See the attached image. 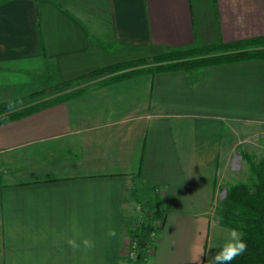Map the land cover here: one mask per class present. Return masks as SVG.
<instances>
[{
    "label": "crops",
    "instance_id": "crops-1",
    "mask_svg": "<svg viewBox=\"0 0 264 264\" xmlns=\"http://www.w3.org/2000/svg\"><path fill=\"white\" fill-rule=\"evenodd\" d=\"M260 37L264 0H0V104L109 66ZM76 88L0 123V264H121L131 236L142 264H191L197 251L206 264L229 230L221 174L232 160L264 159V60ZM145 209L160 214L153 238Z\"/></svg>",
    "mask_w": 264,
    "mask_h": 264
},
{
    "label": "trees",
    "instance_id": "trees-1",
    "mask_svg": "<svg viewBox=\"0 0 264 264\" xmlns=\"http://www.w3.org/2000/svg\"><path fill=\"white\" fill-rule=\"evenodd\" d=\"M252 59L264 60V37L241 43H219L204 48L164 52L154 58L109 66L76 80L60 82L50 89L32 94L22 102L2 103L0 123L76 96L82 92V88H76L78 84L100 77L110 76L119 79L139 72L153 74L179 69L193 72L213 64ZM42 99L45 100L39 101ZM26 103H29L28 107L17 110ZM244 159L248 166L249 182L240 181L225 187L219 217L226 228H236L242 232L247 243V251L237 257L232 264H264V159L256 160L250 156H245ZM155 201L157 202V198ZM159 219L160 214L157 211L151 212L149 216L144 214L142 233L148 229L154 230V225ZM143 238L145 239L144 236ZM142 262L143 256L140 254L134 264Z\"/></svg>",
    "mask_w": 264,
    "mask_h": 264
},
{
    "label": "clouds",
    "instance_id": "clouds-1",
    "mask_svg": "<svg viewBox=\"0 0 264 264\" xmlns=\"http://www.w3.org/2000/svg\"><path fill=\"white\" fill-rule=\"evenodd\" d=\"M108 238H115L117 232L114 228H109L106 233ZM68 245L74 249L80 247L75 240L69 239ZM81 244L85 249H92L95 247V241L92 238L85 237L81 240ZM213 247H218L220 250L214 256L209 258L206 264H232V262L247 251V243L243 239V233L236 228L229 229L227 237L220 245H209V250ZM204 253L197 251L191 260V264H205L201 260Z\"/></svg>",
    "mask_w": 264,
    "mask_h": 264
},
{
    "label": "rangeland",
    "instance_id": "rangeland-1",
    "mask_svg": "<svg viewBox=\"0 0 264 264\" xmlns=\"http://www.w3.org/2000/svg\"><path fill=\"white\" fill-rule=\"evenodd\" d=\"M37 85H41L39 82ZM237 156V154H235ZM256 159V158H255ZM259 160V159H256ZM248 166L244 163L243 160H232V164L227 166V169L224 173H222V188L220 189L219 197L223 198V192L225 191V187L234 184L237 182H249V172ZM216 219L215 215L213 216V220ZM139 230L137 231L138 234Z\"/></svg>",
    "mask_w": 264,
    "mask_h": 264
},
{
    "label": "built area",
    "instance_id": "built-area-1",
    "mask_svg": "<svg viewBox=\"0 0 264 264\" xmlns=\"http://www.w3.org/2000/svg\"><path fill=\"white\" fill-rule=\"evenodd\" d=\"M155 235L154 230L149 232V238H153ZM140 239L135 236H131L126 244L124 258L121 264H134L139 254Z\"/></svg>",
    "mask_w": 264,
    "mask_h": 264
},
{
    "label": "water",
    "instance_id": "water-1",
    "mask_svg": "<svg viewBox=\"0 0 264 264\" xmlns=\"http://www.w3.org/2000/svg\"><path fill=\"white\" fill-rule=\"evenodd\" d=\"M223 193L225 194V191ZM224 194H223V196H224ZM145 215L149 216L148 209H145ZM140 245L143 246V242H141Z\"/></svg>",
    "mask_w": 264,
    "mask_h": 264
}]
</instances>
